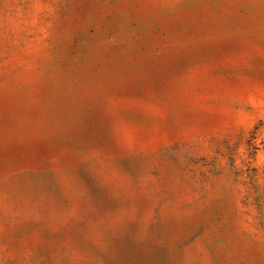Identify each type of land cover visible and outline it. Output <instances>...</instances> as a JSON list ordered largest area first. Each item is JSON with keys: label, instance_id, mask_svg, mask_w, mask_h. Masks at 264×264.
<instances>
[{"label": "rangeland", "instance_id": "rangeland-1", "mask_svg": "<svg viewBox=\"0 0 264 264\" xmlns=\"http://www.w3.org/2000/svg\"><path fill=\"white\" fill-rule=\"evenodd\" d=\"M0 264H264V0H0Z\"/></svg>", "mask_w": 264, "mask_h": 264}]
</instances>
